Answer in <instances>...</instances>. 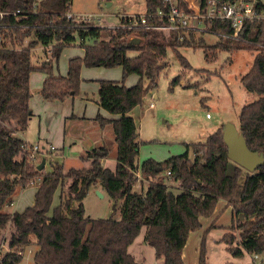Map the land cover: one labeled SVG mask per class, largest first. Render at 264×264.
Instances as JSON below:
<instances>
[{
    "label": "trees",
    "instance_id": "obj_1",
    "mask_svg": "<svg viewBox=\"0 0 264 264\" xmlns=\"http://www.w3.org/2000/svg\"><path fill=\"white\" fill-rule=\"evenodd\" d=\"M177 1L186 8L182 0ZM70 2L0 0V10L21 14L17 22L12 17L5 19V23L12 25L5 32L7 47L0 50V264H20L30 237H34L32 244L37 247L33 254L35 264H143L128 251L143 229L142 242L153 248L161 264H184L182 252L189 233L200 228V217L212 215L218 200L231 209L230 226L221 239L231 256L263 254L264 163L253 172L233 163L227 156L222 127L205 142L185 144L184 154L160 162L152 158L140 164L136 161L141 142L128 113L156 86L168 48L189 69L178 48L202 46L204 40L191 31L177 34L120 28L103 36L102 27L66 19ZM144 3L145 13L163 9L162 0ZM203 3L200 0L201 6ZM211 28L215 32H230L226 22L215 21ZM244 30V36L260 48H256L252 66L239 82L258 97L240 109L238 131L247 148L264 158V24L251 23ZM76 40L83 56L69 59L65 76H54L51 60H57L61 50ZM239 44L219 39L212 49L244 50ZM38 45H52L51 60L36 66L37 56L32 51ZM130 53L135 55L130 57ZM82 66L121 68L120 81H98L96 100L99 109L117 116L108 120L98 113L95 117L100 128L112 126L115 168L112 171L102 166L108 149L100 147L86 153L87 167L64 171L62 166L50 164V172L38 171L27 162L23 147L28 143L18 135L26 130L32 116L29 76L41 71L45 75L38 90L41 99L61 102L77 95ZM129 75L138 80L128 87L123 81ZM176 83L177 79L172 81ZM29 183L37 186L33 204L21 212H5L12 204L16 188ZM173 184H177L178 193L172 191ZM91 189L109 196L112 211H119L118 219L86 216L82 200ZM57 190L59 204L50 212ZM233 229L238 232V246L228 236V230ZM197 264H209L203 244Z\"/></svg>",
    "mask_w": 264,
    "mask_h": 264
},
{
    "label": "rangeland",
    "instance_id": "obj_2",
    "mask_svg": "<svg viewBox=\"0 0 264 264\" xmlns=\"http://www.w3.org/2000/svg\"><path fill=\"white\" fill-rule=\"evenodd\" d=\"M196 0H189V3H195ZM264 4V0H259ZM106 2L101 0H71L69 12L75 15L87 14L95 15L100 21H95L98 27L105 29L102 35L112 30L113 26L120 24V18L123 15H140L145 13L144 0H110ZM100 23V24H98ZM196 37H201L204 41L202 46L191 45L189 47L178 48V53L182 56L190 68L182 66L175 57V52L168 48L164 58V66L160 69L156 78V86L150 89L143 97L141 103L134 107L131 116L136 125V131L141 142L136 161L138 164L144 160L152 158L156 161H163L171 156H177L186 152L185 144L205 142L206 138L214 133L218 128L231 127L238 131V114L243 105L254 101L258 96L246 91L240 84V77L246 74L252 66L257 44H239L244 50H234L228 52L225 50H213L212 47L219 41V38L211 33L198 32ZM29 38L24 41L26 45ZM46 47L38 45L33 49V56L43 55L45 59L51 60L45 52ZM207 50V51H205ZM82 50L79 42L76 40L71 46L64 47L61 50L57 60H51V70L56 75H66L67 64L70 58L75 56L81 57ZM130 53L129 56H134ZM39 61L35 60V65L39 66ZM41 71H34L32 74H38ZM122 78L121 68H87L81 67L80 84L77 95L68 99L69 111L83 109L81 98L86 96L90 101L87 110L95 109L94 101L97 99V80L108 79L120 81ZM178 80V83L172 84V81ZM138 80L135 75H129L123 81L125 86L134 85ZM34 99L31 101L32 108L37 114L40 103L44 101L36 100L37 92L33 86L31 89ZM65 99V100H66ZM65 100L61 101L64 102ZM60 102V101H58ZM63 104V103H62ZM151 105V106H150ZM31 109V110H32ZM107 115L106 112H104ZM208 115V118L206 117ZM45 115H34L30 118L27 128L23 133V138L34 145L38 141L39 131L41 138L47 140L55 137V128H46ZM96 125L97 122H94ZM41 124V125H40ZM56 126V125H55ZM99 127V125H98ZM100 128V127H99ZM100 129H104L100 128ZM83 131L80 126L76 130L79 136ZM62 133V131H61ZM46 134H51L45 137ZM61 135V134H60ZM42 143V141H40ZM71 143H65L55 151L40 153L36 156V162L33 164L38 168L43 162L42 170L49 172L52 164H63V170L81 169L88 163L79 159ZM39 147L40 144H38ZM53 148H56L52 145ZM115 142L114 140L106 141L108 154L103 160V166L114 170L115 168ZM188 156L192 157V150L189 148ZM54 161V162H53ZM51 162V163H50ZM51 164V165H50ZM45 166V168H44ZM38 170V171H42ZM139 175V174H138ZM245 175H242L244 177ZM140 179V178H138ZM137 182L136 186H139ZM168 184V183H167ZM171 188L174 193L179 192L177 184ZM34 187L28 184L26 187H17L12 198V204L9 207L10 212L21 211L31 203L33 198ZM59 190L54 193L53 202L50 209L57 204ZM112 201L108 195L102 194L99 197L94 189L88 191L82 200L83 209L86 216L93 219H105L113 217L119 218V211H112ZM9 213V212H8ZM242 222L243 218L240 217ZM200 228L189 233L186 244L182 252L184 264H197L201 245L203 244L205 257L209 264H255L252 261L253 255L244 254L242 258H233L227 249V245L221 241L223 235L227 232V227L231 222V209L226 206L222 200H218L212 215L210 217H200ZM212 226V227H210ZM143 229L136 239L142 243ZM230 239L233 237L234 245L237 243V230H228ZM30 244L23 252V258L20 264H35L33 254L37 247L32 244L33 237L29 238ZM151 249V248H147ZM5 248H1V253ZM137 260L143 264H151L147 252L137 255ZM260 262L264 264V253L259 255Z\"/></svg>",
    "mask_w": 264,
    "mask_h": 264
},
{
    "label": "built area",
    "instance_id": "obj_3",
    "mask_svg": "<svg viewBox=\"0 0 264 264\" xmlns=\"http://www.w3.org/2000/svg\"><path fill=\"white\" fill-rule=\"evenodd\" d=\"M182 1L185 3V9L179 5L177 0H162L163 9H159L155 13L123 15L120 18V24L112 28L127 30L142 29L177 34H186L190 31L198 33L200 31L202 33L214 34L224 41L253 44V42L244 36L245 26L251 23L264 24V7L263 3L259 0H204L203 6H201L200 0H196L195 3L191 4L188 0ZM19 15L21 14L18 11L8 12L0 10V50L7 47L5 32L12 25L5 23V19L12 17L17 22ZM100 18H97L95 15L66 13V19L84 25L98 26L95 21H100ZM215 21L228 23L230 32L213 31L211 25ZM51 48L52 45L46 47L47 50L45 52L48 56H51ZM206 117L208 118V115ZM46 149L48 151L54 150L52 146ZM45 152L46 150L43 147H39L38 144H26L23 147V153H25L27 162L33 164L36 162V156ZM137 177L139 178L138 174ZM252 261L255 264L260 262L259 256L253 255Z\"/></svg>",
    "mask_w": 264,
    "mask_h": 264
},
{
    "label": "crops",
    "instance_id": "obj_4",
    "mask_svg": "<svg viewBox=\"0 0 264 264\" xmlns=\"http://www.w3.org/2000/svg\"><path fill=\"white\" fill-rule=\"evenodd\" d=\"M81 50H82V55H81V57H82L84 54V51H83V49H81ZM75 57H79V56H75ZM43 58H44L43 55L37 56V60L40 62L39 65H41L42 62H44ZM48 60L45 59V61H48ZM34 62H35V60H34ZM67 66H68V64H67ZM66 73H67V71H66ZM80 73H81V70H80ZM53 75L54 76H62V75H56V74H53ZM44 79H45V75L43 73L42 74L41 73H38V74H32L31 73L30 74V76H29V89L31 92V99L32 100L34 99V97H33L34 95L31 91L32 87L34 86L35 91L38 93V90L40 89ZM99 80H108V79H99ZM99 80H97V84H98ZM113 81H115V80H113ZM97 89H98V87H97ZM35 98H36V100L41 99L39 94H37V96H35ZM31 99L29 101V107L32 106V103H31L32 100ZM88 99L89 98H87L86 96H84V98H81V100H82L81 105H83L84 108L82 110L78 109V110L72 111L70 113H68V111H69L68 105L70 102V101H68V99H66L64 102H62L63 104L61 102H58V101L40 103V108L37 109L38 114L31 108L32 110L31 109L30 110L32 112V116H34V115H37V116L45 115L44 120L46 121V128L47 129H49V128L50 129L51 128L56 129V133L54 134L55 137H53V139H49V140H47L46 138H41V136H40L41 131H39V137L37 139L38 141L36 142V144H40V146L43 148H47V147L54 145L56 147V148H54V151H55L59 147L64 146L65 139H66V142L68 144L71 143L69 146H71L73 148L74 153L78 154L79 159H81L85 163H88V161L85 160V155L88 151H91L94 148H100V147L106 148V141L108 139L114 140V135L112 132V126L109 124V125H106L104 127V129H100L98 127V124L96 125L94 123V122H96L95 117L98 113L101 114L102 117H104L105 119H108V120L116 119L117 116L111 115L107 112H106L107 115H105L104 114L105 111L102 109H99L98 105L96 104L97 99L93 100L95 109L92 108L90 110H87V105L90 102ZM131 111L128 113L129 116H131ZM30 118H29V120H30ZM29 120H28V122H29ZM80 126L83 127V131H82L83 134H81L79 136H75L76 130L78 128H80ZM61 131H62V133H61ZM23 133L18 134L19 137L24 142L29 144V142H27L23 138ZM50 135L51 134H46L45 137H49ZM40 141H42V143ZM115 151H116V147H115ZM55 153H59L61 156L60 151H55ZM103 160H104V158L101 160L102 166H103ZM60 164L63 167V164L62 163H60ZM85 167H87V165ZM44 168H45V166H44ZM43 172L46 173L45 171H43ZM33 187H34L33 198L31 200V203L28 206H31L33 204L34 194H35V191L37 189L36 185H33ZM96 190H99V189H94V191H96ZM99 191L102 194H104L101 190H99ZM59 198H60V195L58 196V202H57V204H55V206H57L59 204ZM52 202H53V200H52ZM28 206H25V208ZM23 210H21V211H23ZM4 211L7 213L8 212L13 213V212L9 211V207L5 208ZM21 211H14V212H21ZM143 237H144V235L142 236V241H143ZM136 239L128 247L129 253H131L136 258L137 255H141L142 253L147 252V255L150 259L151 264H161L160 259H156L153 248L144 244L142 241H141L142 243H139V242L136 243V241H138ZM33 241H34V237H33ZM148 247L151 249H147Z\"/></svg>",
    "mask_w": 264,
    "mask_h": 264
},
{
    "label": "water",
    "instance_id": "obj_5",
    "mask_svg": "<svg viewBox=\"0 0 264 264\" xmlns=\"http://www.w3.org/2000/svg\"><path fill=\"white\" fill-rule=\"evenodd\" d=\"M106 5L110 3L106 2ZM138 42V39H135V43ZM223 141L227 147V156L235 164L239 165L247 172H253L258 167L264 163V158L262 155L250 151L246 143L239 133L231 127H226L223 129ZM43 164V162H42ZM40 165L37 169L42 170L43 165ZM95 193L102 197V193L99 190H96Z\"/></svg>",
    "mask_w": 264,
    "mask_h": 264
}]
</instances>
